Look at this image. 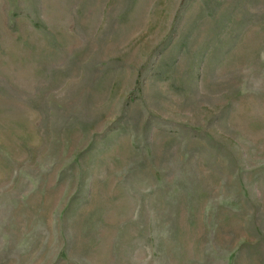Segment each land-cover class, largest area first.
<instances>
[{
  "label": "rangeland",
  "instance_id": "rangeland-1",
  "mask_svg": "<svg viewBox=\"0 0 264 264\" xmlns=\"http://www.w3.org/2000/svg\"><path fill=\"white\" fill-rule=\"evenodd\" d=\"M0 264H264V0H0Z\"/></svg>",
  "mask_w": 264,
  "mask_h": 264
}]
</instances>
